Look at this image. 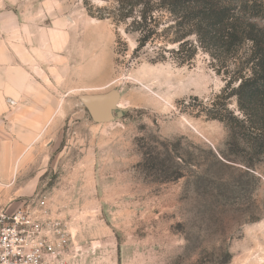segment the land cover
Returning <instances> with one entry per match:
<instances>
[{
  "label": "rangeland",
  "instance_id": "obj_1",
  "mask_svg": "<svg viewBox=\"0 0 264 264\" xmlns=\"http://www.w3.org/2000/svg\"><path fill=\"white\" fill-rule=\"evenodd\" d=\"M40 3L43 29H58L68 101L28 153L41 175L12 185L24 189L17 202L43 196L68 222L79 264H264V158L248 167L203 112L226 86L209 55L153 63V46L135 53L137 36L92 17L84 0ZM112 90L115 120L95 123L79 96ZM229 109L240 114L235 99Z\"/></svg>",
  "mask_w": 264,
  "mask_h": 264
},
{
  "label": "trees",
  "instance_id": "obj_2",
  "mask_svg": "<svg viewBox=\"0 0 264 264\" xmlns=\"http://www.w3.org/2000/svg\"><path fill=\"white\" fill-rule=\"evenodd\" d=\"M84 1L92 17L137 36L135 53L153 46V63L170 56L191 65L200 51L209 55L226 86L203 112L226 127L230 151L248 167L264 158V0H102L97 12Z\"/></svg>",
  "mask_w": 264,
  "mask_h": 264
},
{
  "label": "crops",
  "instance_id": "obj_3",
  "mask_svg": "<svg viewBox=\"0 0 264 264\" xmlns=\"http://www.w3.org/2000/svg\"><path fill=\"white\" fill-rule=\"evenodd\" d=\"M39 5L40 0H0V206L9 209L20 205L24 193L12 185L39 179L40 162L28 166L25 159L42 149L44 132L68 101L58 93L59 71L62 78L70 74L57 63L58 29H43Z\"/></svg>",
  "mask_w": 264,
  "mask_h": 264
},
{
  "label": "built area",
  "instance_id": "obj_4",
  "mask_svg": "<svg viewBox=\"0 0 264 264\" xmlns=\"http://www.w3.org/2000/svg\"><path fill=\"white\" fill-rule=\"evenodd\" d=\"M78 258L68 222L43 196L15 209L0 206V264H79Z\"/></svg>",
  "mask_w": 264,
  "mask_h": 264
},
{
  "label": "water",
  "instance_id": "obj_5",
  "mask_svg": "<svg viewBox=\"0 0 264 264\" xmlns=\"http://www.w3.org/2000/svg\"><path fill=\"white\" fill-rule=\"evenodd\" d=\"M91 119L98 124L109 123L115 120V112L120 107L121 94L112 90L103 94H85L79 96ZM118 112L117 116H121Z\"/></svg>",
  "mask_w": 264,
  "mask_h": 264
}]
</instances>
